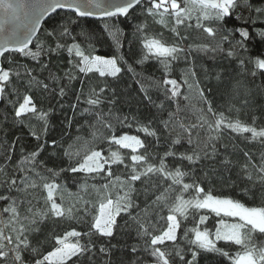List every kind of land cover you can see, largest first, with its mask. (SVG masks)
I'll return each instance as SVG.
<instances>
[{
	"label": "snow or ice",
	"instance_id": "obj_1",
	"mask_svg": "<svg viewBox=\"0 0 264 264\" xmlns=\"http://www.w3.org/2000/svg\"><path fill=\"white\" fill-rule=\"evenodd\" d=\"M0 9L11 14L0 18V264H264V0ZM193 31L207 42L189 43ZM105 42L112 51L98 54ZM205 59L222 69L200 63L215 83L198 77ZM74 121L90 139L68 142Z\"/></svg>",
	"mask_w": 264,
	"mask_h": 264
},
{
	"label": "trees",
	"instance_id": "obj_2",
	"mask_svg": "<svg viewBox=\"0 0 264 264\" xmlns=\"http://www.w3.org/2000/svg\"><path fill=\"white\" fill-rule=\"evenodd\" d=\"M232 23H233V25L239 24L238 21H233ZM89 24L91 27H94L97 29L99 28L98 23L93 22L90 19H89ZM44 27H48V24L46 23L44 25ZM156 28H160V26L157 25ZM125 30L128 31L129 28L125 27ZM163 31L165 32V36L170 38V34L167 32V30L163 29ZM41 38H43V33H41ZM206 42L207 41L202 34L197 33L195 31L191 32L189 43H192L193 45H195L198 43H206ZM253 43L257 44V47H259V44L256 41H254ZM108 44H109V42H105L102 47H99L98 54L107 53V52L112 51V49L109 48ZM200 63H203L204 67L209 69V73H208L209 76H212V74L216 71H222V69H213L212 68V65L214 63L213 61H210L207 59H205L203 62L198 61V63H197L198 77L200 79L204 80L205 84L215 83L214 79L211 81L204 79L205 73L203 72V70L200 69ZM145 68L147 69V74H154L156 76H159V72L157 71V67L155 66L154 62L150 61L148 65H145ZM177 71H179V70L177 69ZM229 71H231V69H229ZM126 81H127L126 83L121 84V86H120L121 89L127 88L128 93L131 96L135 97L137 86L132 82L130 77H126ZM257 83H259V81H257ZM129 84L132 85L131 88H128ZM75 87H79L78 81L76 82ZM208 95H209L210 99H212L214 101V105L216 107L222 108L226 114H229L228 113L229 96L227 94H225L223 90L218 91L214 88L212 93H209ZM257 101H258V103H264V97H258ZM184 103L186 104L188 102H184ZM192 105H195L197 108L201 106L199 101L196 98H193ZM235 106L239 107V104H236ZM130 110L133 112H135L137 110L135 100H133L131 106L125 105L123 108V111H125V112H128ZM141 111H145V110L143 108H141ZM71 115H72V113L70 110H66L63 115H61L59 113L56 114V117H55L53 123L56 124L57 127L53 130L52 133H50V138L52 135H56L58 138L60 128L65 126V117H71ZM182 115L187 117V119L192 120V121H195V119H196V113H195L194 109L191 107L185 113H182ZM233 115H235V114L233 113ZM240 118L246 119V116H244V114L241 113ZM77 119H79V118H77ZM78 127H79V124L76 121H74L73 127L68 130L69 137H66V139H68V142H72L73 140H75L76 135L82 136L84 138V140L90 139V135H89L88 130L85 128V129H82L80 132H77L76 129ZM238 142L240 143V146L242 148L246 147V142H240V141H238ZM65 147H67V144H65ZM247 148H251L253 152L258 153V151L260 149V145L255 143V142H247ZM68 190H69V193H76L78 191L77 187L75 185L71 184L70 182H69V189ZM236 196L242 197L241 202L246 203L248 206H260L259 198L252 199L250 197H243L242 193L239 190L236 191ZM89 198L94 199V197H89ZM129 242H131V241H129ZM232 250L235 251V249H232ZM203 264H212V261L205 260V261H203Z\"/></svg>",
	"mask_w": 264,
	"mask_h": 264
},
{
	"label": "water",
	"instance_id": "obj_3",
	"mask_svg": "<svg viewBox=\"0 0 264 264\" xmlns=\"http://www.w3.org/2000/svg\"><path fill=\"white\" fill-rule=\"evenodd\" d=\"M7 2H10V3H17V0H7ZM28 3H31L32 0H27ZM6 15L10 16L11 14L10 13H6L3 9H0V18H4ZM22 15V13H21ZM91 20V18H89ZM11 26V25H10Z\"/></svg>",
	"mask_w": 264,
	"mask_h": 264
}]
</instances>
